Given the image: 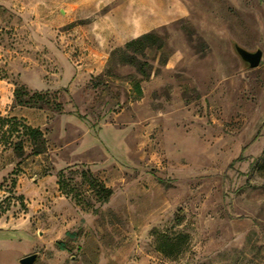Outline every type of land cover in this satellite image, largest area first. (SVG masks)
I'll return each mask as SVG.
<instances>
[{
  "label": "rangeland",
  "instance_id": "1",
  "mask_svg": "<svg viewBox=\"0 0 264 264\" xmlns=\"http://www.w3.org/2000/svg\"><path fill=\"white\" fill-rule=\"evenodd\" d=\"M0 116L3 264H264V0H0Z\"/></svg>",
  "mask_w": 264,
  "mask_h": 264
},
{
  "label": "trees",
  "instance_id": "2",
  "mask_svg": "<svg viewBox=\"0 0 264 264\" xmlns=\"http://www.w3.org/2000/svg\"><path fill=\"white\" fill-rule=\"evenodd\" d=\"M153 39H156V37L150 33V32H146L143 33L135 38H132L126 42H124L123 44V48L124 49H130L134 52L137 53H143L144 49L146 48L147 44L150 43ZM123 63H127V64H135L136 62V57L134 54H128L125 53L122 55L121 58ZM141 70V69H140ZM134 90L136 92V94H141V89H140V85L139 82H135L133 84ZM14 93H17L14 90ZM36 96H40L41 93H33ZM8 124L9 123V129L11 131H17L18 128H21V133L26 135V137L31 141V143L36 146V145H40V149H35L34 153H39L41 151L44 150V139L42 138V132L40 129L35 128V127H30L24 124H20V127L17 126V123L15 122V118L12 117H7V116H0V125H4V124ZM14 150H16V152L18 153V156H20L22 154V143L21 140L17 141V143H15L14 145ZM83 176L87 177L88 180H90V184L93 187H96L97 190L95 192V194L97 195V198L100 202H106L108 201L109 197L112 194V190L110 188L105 187L101 182L96 181V180H92L89 179V172L85 171L82 173Z\"/></svg>",
  "mask_w": 264,
  "mask_h": 264
},
{
  "label": "crops",
  "instance_id": "3",
  "mask_svg": "<svg viewBox=\"0 0 264 264\" xmlns=\"http://www.w3.org/2000/svg\"><path fill=\"white\" fill-rule=\"evenodd\" d=\"M34 83H35L34 81H31L29 83V85L31 87L38 88L39 83H37V84H34ZM46 214H48V217L45 218V220H46V222H44L45 223L44 224L45 229H47V227H48L46 224L47 221L49 220L48 218L52 217V215H53L52 212H48ZM67 230L68 229H64L62 232L65 233V232H67ZM35 234H42V231L40 230V227H37L36 229H32V225H31L29 220H26L23 218H6V217L3 218V217H0V253L6 251V249H5L6 246L8 244L12 243V241H28V242L32 243V245H30L28 248L22 250L21 253H23L25 250H27V249L35 246L36 244H38L39 238H37V236H35ZM44 234L42 235V237L44 236ZM48 234L50 236H52L51 234H53V233L50 231V232H48ZM39 242H41V241H39ZM0 264H3L1 260H0Z\"/></svg>",
  "mask_w": 264,
  "mask_h": 264
},
{
  "label": "water",
  "instance_id": "4",
  "mask_svg": "<svg viewBox=\"0 0 264 264\" xmlns=\"http://www.w3.org/2000/svg\"><path fill=\"white\" fill-rule=\"evenodd\" d=\"M235 53L239 56V58L247 64L249 68L255 67L259 64L261 60V50L255 49L254 51L246 50L245 48L237 45L236 43L233 44ZM37 259V253H29L22 256L19 260V264H34Z\"/></svg>",
  "mask_w": 264,
  "mask_h": 264
}]
</instances>
